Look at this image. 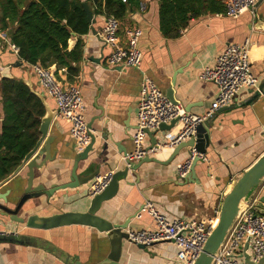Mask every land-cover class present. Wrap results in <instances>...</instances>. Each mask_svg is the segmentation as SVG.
<instances>
[{"label":"crops","instance_id":"1","mask_svg":"<svg viewBox=\"0 0 264 264\" xmlns=\"http://www.w3.org/2000/svg\"><path fill=\"white\" fill-rule=\"evenodd\" d=\"M217 1L222 3L223 12H208L191 19L176 38H166L159 30L158 0H140L144 9L130 4L129 10L119 18L118 34L124 43L126 28H140V69L112 67L106 63L110 47L99 36L106 18L104 11H95V34L89 28L86 34H74L69 42L71 48L78 37L83 41L79 72L71 81L67 79L65 69H58L57 74L63 83H76L81 88L85 119L92 123L91 131L96 136L95 150L90 157L100 164V175L123 169V154L133 150L132 135L137 126L136 111L143 74L164 93L172 85L177 103L189 109L188 112L203 113L214 100L217 86L199 79L201 69L213 65L225 45L242 43L249 38L250 66L259 79L255 87L241 89L229 104L230 108L217 110L211 118L210 144L204 153L206 160L199 159L195 165L196 180H183L177 174L178 164L186 160L191 148H183L172 155L175 146L164 147L150 155L159 162H142L135 170H129L126 177H118L117 192L101 203L97 211L100 216L121 223L150 201L168 219L200 217L214 220L234 182L264 154V28L254 27L257 20H264V0H257L254 14L245 11L238 18L227 16L223 0ZM16 61L22 64L15 65ZM51 69L55 72L56 67L52 65ZM3 75L21 78L35 91L44 93L32 65L19 60L0 39V77ZM45 99L52 109H56L51 97L45 94ZM179 128L177 123L171 131H158L157 141L163 143L165 137ZM47 136L52 139L48 154L51 158L44 159L41 155L37 159L43 165L34 170L33 179V186L41 184L44 191L25 201L18 209L19 217L26 218L34 213L82 212L92 198L88 189L93 180L76 188L47 193L52 185L69 181L76 155L70 123L65 118L56 115ZM103 143L107 145L106 150L97 157ZM145 144L149 146V137ZM83 169L80 163L77 173H82ZM27 172V167L23 166L0 185V204L10 210L16 208V201L26 188ZM263 196L264 178L250 197L249 204L256 213L255 204ZM154 226L151 216L141 212L127 229H151ZM110 251L108 236L92 226L64 224L41 229L0 215V264H65L69 258L83 264H99ZM238 260L245 263L243 251ZM116 264L183 263L178 260L177 247L172 241L139 246L123 239Z\"/></svg>","mask_w":264,"mask_h":264},{"label":"built area","instance_id":"2","mask_svg":"<svg viewBox=\"0 0 264 264\" xmlns=\"http://www.w3.org/2000/svg\"><path fill=\"white\" fill-rule=\"evenodd\" d=\"M256 2L257 0H223L225 14L231 18H238L245 11L254 14ZM144 7L141 3L140 8ZM119 26V18L112 14L106 15L99 34L101 40L110 47L105 61L112 67L140 69L142 51L138 42L141 30L138 27L126 28L125 41L121 43ZM0 39L18 55V46L12 43L1 29ZM250 47L249 38L242 43H229L216 55L213 65L201 69L199 79L215 83L217 91L209 108L200 114L190 113L181 103L172 102L151 78L143 74L136 111L137 126L132 135L133 150L124 153L122 159L139 160L155 154L161 148L173 147L186 141L195 134L197 124L212 118L217 110L231 104L241 89L255 87L259 79L251 70ZM32 68L44 93L54 100L56 115L70 123V135L74 140L76 152H81L90 143V135L80 86L76 83H63L51 67L33 64ZM176 118L180 124L179 130L168 135L163 143L157 141L148 148L145 144L148 137L146 130H156L160 124H168ZM195 157L206 160L203 153H198L192 148L186 160L178 164V176L183 177L188 172ZM112 175L113 171L96 175L89 186V196L93 197L102 192ZM141 212L148 213L155 226L151 229H127V240L139 246L172 241L177 247V258L183 264H193L215 225V219L206 220L200 217L168 219L150 201L144 203L137 215ZM246 242L252 261L257 262L264 258V216L252 210L251 204L244 203V206L239 208L212 264H246L238 260Z\"/></svg>","mask_w":264,"mask_h":264},{"label":"trees","instance_id":"3","mask_svg":"<svg viewBox=\"0 0 264 264\" xmlns=\"http://www.w3.org/2000/svg\"><path fill=\"white\" fill-rule=\"evenodd\" d=\"M83 0H0V29L18 46L19 60L43 67L65 69L67 79L79 72L83 41L78 37L73 47V33L89 31ZM130 4L140 0H99L94 11H104L121 18ZM159 30L166 38H176L189 21L208 12H223L217 0H158ZM0 181L8 177L34 147L40 133L44 106L30 87L15 76L0 77Z\"/></svg>","mask_w":264,"mask_h":264},{"label":"water","instance_id":"4","mask_svg":"<svg viewBox=\"0 0 264 264\" xmlns=\"http://www.w3.org/2000/svg\"><path fill=\"white\" fill-rule=\"evenodd\" d=\"M99 0H83L82 6L86 13L88 23L90 24V30L92 33H96L93 24L95 23V11L92 7V4H95ZM255 28H264V20H257L254 23ZM74 35V33H73ZM21 61H16L15 65H21ZM25 82V81H24ZM31 89L33 93H35L38 98L41 100L44 106V114L41 117L40 125H39V133L40 136L35 143L34 147L24 156L21 161V164L6 178L0 181V185L8 180L10 177L14 176L18 173L23 166H26L28 169L27 172V183L26 188L24 189V194L16 201V208L14 210H10L4 205L0 204V215L8 216L9 219L25 223L27 227H35L41 229H49L55 226L64 225V224H81L88 225L96 228L100 232H104L109 240L111 245V251L106 259H104L99 264H116L121 251V244L123 239H127L126 229L131 221L136 217L137 213L141 210L142 206L138 209V211L130 216H128L123 222L116 223L112 222L99 214L97 211L99 210L101 203L105 200H108L112 196L115 195L118 188V177L123 176L126 177L129 170H135L142 162L145 161H158L154 156L147 155L141 158L139 161H132L125 159V166L123 169L118 170L113 173L112 178L107 185V187L100 193L96 194L90 199V203L88 208L82 212H59L51 215H38L37 213L27 215L26 218L19 217L17 215L18 209L22 207L25 201L28 198L33 196H37L44 191V186L39 185L33 186L34 179V170L41 168L43 163H38L37 159L43 155L44 159L51 158L48 157L49 148L52 143L51 137L47 136L49 127L57 114L56 109H52L50 104L45 99V94L43 92L35 91L31 88L29 82H25ZM39 84V83H38ZM173 86L170 85L168 89H166V96L174 103L178 101L175 99L173 95ZM230 108V105L222 107L218 111H223ZM189 111V109H185ZM212 119H207L204 122H201L195 127V134L192 135L186 141H182L177 144L172 151V155L177 154L183 148H193L198 153H205L207 147L210 144V135L209 128L211 125ZM178 123V118L170 121L168 124H160L159 128L156 130H146L147 136L149 137L150 144L148 148L152 147L157 142L156 133L158 131L165 132L171 131ZM87 126L89 128L90 135V143L82 150L81 152H76L74 163L70 172L69 181L62 184H54L48 190L47 193H53L59 189H68V188H76L81 185H84L91 181L96 175L100 172V164L94 161V158L90 157L91 154L95 150L96 136L92 133V123L88 122ZM166 139V137H165ZM106 143L102 144L101 151H99L97 157H101V154H104L106 150ZM162 149V148H161ZM126 153V152H125ZM199 161L198 157H195L192 161V164L188 170V172L181 178L183 180H196L195 178V165ZM44 162V161H41ZM82 163L84 167L85 173H77L79 169V164ZM180 177V176H178ZM264 178V154L257 159L255 163H253L247 170H245L241 176L234 182L231 189L224 196L220 210L218 215L217 225H214L211 230L207 240L202 246L201 251L198 253L196 259L193 264H212L214 261L215 255L218 253V250L226 238L235 218L240 208V203L244 202L249 204L250 197L254 190L261 183ZM1 198H3L1 196ZM3 199H6L5 197ZM6 201V200H5ZM264 196L259 199L258 204H255V208L257 212L261 215H264ZM248 242L244 244L243 247V257L245 258L246 264H261L264 261V258L259 259V261L254 262L250 259V255L247 251ZM65 264H83L77 259L69 258Z\"/></svg>","mask_w":264,"mask_h":264},{"label":"bare ground","instance_id":"5","mask_svg":"<svg viewBox=\"0 0 264 264\" xmlns=\"http://www.w3.org/2000/svg\"><path fill=\"white\" fill-rule=\"evenodd\" d=\"M243 206H244V202H241L240 207H243ZM217 222H218V217L214 220L215 225H217Z\"/></svg>","mask_w":264,"mask_h":264}]
</instances>
